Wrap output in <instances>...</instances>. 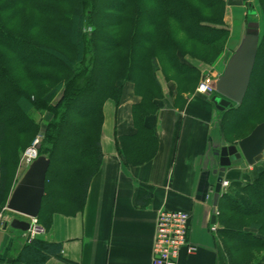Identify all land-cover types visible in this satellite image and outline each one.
I'll return each instance as SVG.
<instances>
[{
    "label": "trees",
    "instance_id": "obj_1",
    "mask_svg": "<svg viewBox=\"0 0 264 264\" xmlns=\"http://www.w3.org/2000/svg\"><path fill=\"white\" fill-rule=\"evenodd\" d=\"M264 17V0H258ZM224 0H0V212L23 150L40 131L34 113L49 114L39 154L50 158L38 221L74 215L100 168L103 107L119 103L123 83L138 90L161 69L168 78L199 76L182 61L215 59L225 45ZM91 27V31L88 30ZM186 45V46H185ZM208 52L212 57L198 54ZM237 140L264 121V28L243 102L221 111ZM45 121V120H44ZM218 234L229 264H264V161L242 194L224 191ZM61 243L34 238L20 260L43 264Z\"/></svg>",
    "mask_w": 264,
    "mask_h": 264
},
{
    "label": "crops",
    "instance_id": "obj_2",
    "mask_svg": "<svg viewBox=\"0 0 264 264\" xmlns=\"http://www.w3.org/2000/svg\"><path fill=\"white\" fill-rule=\"evenodd\" d=\"M227 17L229 14L225 20ZM236 47L225 45L217 57L214 52L210 62L182 55V61L199 72L190 81L185 75L167 78L159 69L148 85L152 92L138 90L132 81L124 82L120 102L107 99L103 107V157L89 182L83 209L74 215L55 213L48 230L38 221L41 231L32 237L28 231L10 226L15 217L30 218L5 208L0 212V261L35 264L20 260V253L38 237L62 244L61 254L50 256L43 264H153L158 213L167 209L190 214L187 240L197 247L191 254L183 247L178 264H227L218 230H211L209 195L217 179L215 150L222 141L230 145L238 140L223 127L212 95L200 93L197 86L205 70L217 78ZM214 53L205 51L203 55L212 57ZM262 161L264 157L254 165L229 167L226 190L242 194ZM1 167L0 146V176ZM24 171L19 160L9 173L7 201ZM215 223L219 227L217 217Z\"/></svg>",
    "mask_w": 264,
    "mask_h": 264
},
{
    "label": "water",
    "instance_id": "obj_3",
    "mask_svg": "<svg viewBox=\"0 0 264 264\" xmlns=\"http://www.w3.org/2000/svg\"><path fill=\"white\" fill-rule=\"evenodd\" d=\"M253 3H250V8ZM260 41V24L249 21L245 32L229 57L223 72L215 80L216 93L211 97L219 111L240 105L250 85ZM218 167L215 185L209 195V202L213 205L212 222L216 221V207L220 198L222 180L226 170L233 165H254L264 157V121L257 124L252 131L236 143L227 145L221 142V147L215 150ZM50 158L38 155L26 168L7 201L6 207L10 211L26 217H38L45 194V182ZM10 226L26 231L30 229V222L17 217L11 220Z\"/></svg>",
    "mask_w": 264,
    "mask_h": 264
},
{
    "label": "built area",
    "instance_id": "obj_4",
    "mask_svg": "<svg viewBox=\"0 0 264 264\" xmlns=\"http://www.w3.org/2000/svg\"><path fill=\"white\" fill-rule=\"evenodd\" d=\"M197 91L204 94H211L215 91L214 78L211 73L203 75ZM42 137L41 133L37 134L23 151L20 158L22 166H28L39 155ZM222 184L226 187L229 182L224 180ZM2 218L3 215L0 214V224L3 223ZM189 220L190 214L184 210L163 209L158 213L152 249L153 264H178L179 254L183 247H186L190 254L197 250V247L187 240ZM216 229V224L211 225V230L216 231ZM40 231L41 227L38 225L37 218H32L28 232L33 237ZM0 264L3 263L0 261Z\"/></svg>",
    "mask_w": 264,
    "mask_h": 264
},
{
    "label": "rangeland",
    "instance_id": "obj_5",
    "mask_svg": "<svg viewBox=\"0 0 264 264\" xmlns=\"http://www.w3.org/2000/svg\"><path fill=\"white\" fill-rule=\"evenodd\" d=\"M224 1L226 3H225L223 21L225 23V28L227 29V35L225 36L224 40L217 45H234V46L238 45L241 37L243 36V34L245 32V29L247 27V23L249 21H258L260 24V34H261V31L263 32L264 17H263V12L261 10V7L259 5L258 0H224ZM250 3H253L252 8H250ZM226 12H227V14H229V17H230V18L227 17V20H225V17L227 15ZM89 30L91 31V27ZM186 49H188L187 53H190V54L193 53L190 45H188L186 47ZM200 53L202 54L203 52L200 50L198 54H200ZM205 71H206L205 74L211 73L208 70H205ZM34 116L38 120H40V123H41L40 131L37 134L41 133L43 135V131H44V128L46 125L45 123L47 120L46 118L49 117V114L47 113V114L42 116L39 113H34ZM42 140H43V137H42ZM42 140H41V142H42ZM40 145H41V143H40ZM40 145H39V148H40ZM26 148L24 150H26ZM22 167H24V169H26L25 166H22ZM220 241L222 244L223 242H222L221 238H220ZM222 248H223V244H222ZM227 264H229V263H227Z\"/></svg>",
    "mask_w": 264,
    "mask_h": 264
},
{
    "label": "bare ground",
    "instance_id": "obj_6",
    "mask_svg": "<svg viewBox=\"0 0 264 264\" xmlns=\"http://www.w3.org/2000/svg\"><path fill=\"white\" fill-rule=\"evenodd\" d=\"M27 168V166H25Z\"/></svg>",
    "mask_w": 264,
    "mask_h": 264
}]
</instances>
